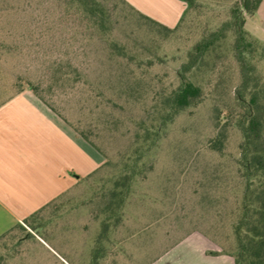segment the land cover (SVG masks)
Returning <instances> with one entry per match:
<instances>
[{"label":"rangeland","instance_id":"obj_1","mask_svg":"<svg viewBox=\"0 0 264 264\" xmlns=\"http://www.w3.org/2000/svg\"><path fill=\"white\" fill-rule=\"evenodd\" d=\"M97 1L102 23L95 22L99 11L90 16L75 0H0V104L31 91L103 159L76 186L77 196L61 199L53 211L0 239V264H85L72 260L74 252L82 256L87 243L94 259L106 221L114 232L105 234L104 246L117 245L118 254L101 264L132 260L149 230L157 233L160 249L198 231L216 249L234 254L244 181L232 33L220 43L219 57H212L211 71L194 78L203 89L198 103L159 124L188 51L227 21L239 0H189V20L174 32L143 19L122 0ZM263 41L253 63L264 83ZM219 135L222 148L216 152L211 143ZM124 176L130 179L117 190L125 191L123 205L106 209L114 183ZM146 216L163 222L150 229ZM124 241L135 248L124 249Z\"/></svg>","mask_w":264,"mask_h":264},{"label":"crops","instance_id":"obj_2","mask_svg":"<svg viewBox=\"0 0 264 264\" xmlns=\"http://www.w3.org/2000/svg\"><path fill=\"white\" fill-rule=\"evenodd\" d=\"M125 2L169 28L178 24L187 7L183 0ZM244 29L260 44L264 38V0L253 15L246 17ZM102 164L103 159L95 149L31 91L19 92L5 100L0 104V238L25 226L24 222L29 218L34 220L53 211L61 199L77 196L76 186ZM153 213L149 211V214ZM149 218L152 221L145 217L152 223L150 229L163 222ZM108 223L106 221L105 227L102 226L103 238L94 259L91 260L89 246L85 243L83 257H77L74 252L72 260L101 264L104 259L108 260L109 254L117 258V245L106 242L104 246L105 234L110 236L114 232V229L107 231ZM80 234L83 237L84 233ZM144 235L147 240H142L132 260L127 257L123 264H234L228 253L216 249L210 237L198 231L168 243L163 249L159 247L156 232L149 230ZM130 241H124L122 245L126 250L129 247L131 252L134 244ZM116 261L111 264H118Z\"/></svg>","mask_w":264,"mask_h":264},{"label":"trees","instance_id":"obj_3","mask_svg":"<svg viewBox=\"0 0 264 264\" xmlns=\"http://www.w3.org/2000/svg\"><path fill=\"white\" fill-rule=\"evenodd\" d=\"M75 1L80 3L90 16H95V12L99 11L101 19L95 20V22L102 23L103 10L99 9L101 5L97 0ZM122 1L125 2V0ZM183 1L187 4L186 10L173 28L163 26L125 3L143 19L167 32H174L185 19L189 20L190 17V2L189 0ZM261 2L262 0L235 2L229 10L228 20L222 22L217 29L201 36L193 44L186 55L185 62L180 64L176 72L180 85L166 98L165 103L168 111L159 124V127L166 125L179 112L198 103L202 97L203 89L194 78L201 73L211 71L212 57H219L217 50L220 48V43L226 39L228 33H232V58L238 66L240 78L238 85L233 90V97L239 108L236 126L241 131L243 138L239 147L238 167L242 169L241 177L244 181L241 213L233 225L236 251L234 254L228 253L233 258L234 264H264V83L256 74V67L253 63L259 42L244 29L246 17L253 15ZM81 137L87 141L85 137ZM221 148L222 136L219 135L211 143V149L220 152ZM129 179L130 176H124L121 181L114 183L106 209L110 210L111 206L120 208L123 205L125 191L117 190L123 189ZM115 197H118L117 202L113 200ZM112 213L117 215L118 211ZM118 217L114 219L117 221ZM102 226L105 227L104 223ZM20 227L23 226L17 228Z\"/></svg>","mask_w":264,"mask_h":264}]
</instances>
